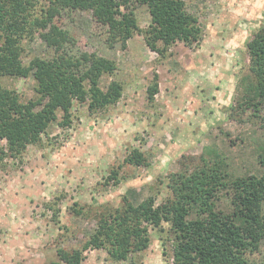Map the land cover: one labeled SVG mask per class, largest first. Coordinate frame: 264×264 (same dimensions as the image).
I'll use <instances>...</instances> for the list:
<instances>
[{
	"label": "rangeland",
	"instance_id": "374dc122",
	"mask_svg": "<svg viewBox=\"0 0 264 264\" xmlns=\"http://www.w3.org/2000/svg\"><path fill=\"white\" fill-rule=\"evenodd\" d=\"M183 1L198 18L201 39L167 47L159 41L161 52L145 41L151 21L145 5L135 8L138 27L124 41L111 38L89 11H62L55 19L74 37L67 44L72 53L94 52L116 63L99 83L106 89L119 81L122 95L95 110L74 100L68 125L58 123V113L40 141L17 155L1 141L6 153H0V264H51L58 247H80L101 214L121 206L124 197L134 204L149 195L155 205L166 200L168 175L192 170L201 157L219 159L232 177L263 173L257 160L264 149L263 117L234 108L249 77L246 42L263 22L264 0ZM46 3L37 0L36 11ZM21 46L24 63L55 55L38 33ZM1 81L23 102L35 96L32 75ZM154 82L158 89L151 100L148 87ZM133 149L142 152L144 164L125 160ZM218 205L228 206L225 196ZM148 236V246L124 260L90 248L81 264H172L168 222L149 225ZM260 248L264 253V242Z\"/></svg>",
	"mask_w": 264,
	"mask_h": 264
},
{
	"label": "trees",
	"instance_id": "16d2710c",
	"mask_svg": "<svg viewBox=\"0 0 264 264\" xmlns=\"http://www.w3.org/2000/svg\"><path fill=\"white\" fill-rule=\"evenodd\" d=\"M36 11L37 0H0V143L5 141L11 155L27 145L38 143L49 124L71 122L74 100L87 102L91 110L117 102L123 86L111 80L100 86L103 74H111L116 63L91 52L72 53L67 44L75 43L67 29L56 20L62 11H89L91 18L106 25L111 38L125 40L137 29L135 8L147 6L151 21L145 30L147 45L158 52L176 41L186 45L199 43L202 33L198 18L183 0H46ZM38 36L55 52L53 57L22 59L21 40ZM249 77L242 80L243 94L235 110L251 109L263 117L264 110V19L246 42ZM35 81V96L21 101L14 89L2 84V77H28ZM157 83L148 87L153 99ZM0 153L5 154L0 146ZM144 164L141 151L133 149L125 158ZM195 168H182L168 175L170 196L158 205L149 195L134 204L124 197L123 204L101 214L98 226L80 247H58L51 264H81L84 251L105 248L115 260L148 246L149 225L169 224L172 264H264V149L257 160L260 175L230 176L219 159L201 157ZM116 174L115 172H113ZM227 207L220 208L221 196ZM260 255V256H259Z\"/></svg>",
	"mask_w": 264,
	"mask_h": 264
}]
</instances>
